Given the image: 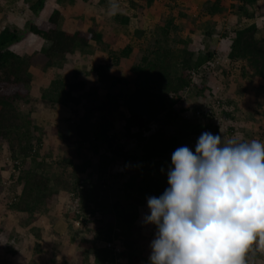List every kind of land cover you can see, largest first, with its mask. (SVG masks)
<instances>
[{"label": "trees", "instance_id": "trees-1", "mask_svg": "<svg viewBox=\"0 0 264 264\" xmlns=\"http://www.w3.org/2000/svg\"><path fill=\"white\" fill-rule=\"evenodd\" d=\"M23 1L27 11L37 16L44 8L46 0H0V8L6 9L16 6ZM68 4L69 0H61ZM85 4L99 6L108 11L113 0H81ZM134 14L130 17L114 16L125 27L130 25L132 17L138 25H142L148 18L149 9H152L158 0H127ZM230 4L234 15L247 17L246 27L226 31L223 35L217 34L214 40L220 43L231 38L230 44L221 52L232 60L242 63L240 80L248 77L252 84L264 81V36L257 37L258 27L254 21L256 7L263 1L261 17L264 16V0H232ZM197 19H213L227 12L228 8L223 0H211L202 7ZM0 10V12H1ZM62 13L54 10L48 20L39 25L29 22L26 30H19L7 26L0 32V153L7 147L15 165L13 178L14 197L9 198L10 209L16 216L22 214V221L31 224L37 219L36 214L48 211L58 203L61 193L74 194L79 199L84 213L80 226L82 229H92L94 237L77 241L83 248L74 258L77 264H88L89 256H93V264H150L151 243L155 238L147 237L140 225L141 210L147 207V199L151 196H161L168 185V170L172 166L173 152L187 146L195 152V146L202 134L203 126L193 122L198 121L195 115L200 110V99H206L207 94L212 100L222 101L223 115L229 121L228 131L233 130L236 117L226 109L235 100L221 92H210L206 85L208 81L221 82L213 73L223 70V76L228 83L227 88L235 85V79H229V69L219 66L215 69L210 64L221 58L213 49L211 33L204 35L202 43L206 51L198 54L197 47L191 35L180 34L181 27L177 24L173 12L162 17L155 31L150 32L144 26L139 27L138 38L150 36L139 61L130 68V75L120 77L113 70L121 65V60H128L134 54V44H127L120 52L110 47L118 35H110L106 39L102 35L100 25H108L112 19L104 17L101 24H94L88 30H82L84 23L79 21L77 30L70 33L59 28ZM142 21V22H141ZM193 31V29H191ZM37 36L45 41V47L31 55H21L13 47L27 36ZM209 39V43H206ZM102 46V53L109 50L110 63L94 66L97 84L105 86V102L94 105L93 91L84 92L88 104L91 106L89 116L82 119L77 125L76 135L65 136L70 139L66 147L70 150L64 161L56 162L59 171L52 173L49 170L53 162L42 157L44 133H40L37 121L31 115L24 114L18 104H30V88L34 83L31 69H38V80L47 79V87L41 93V100L49 104H63L68 101L79 100L75 92L83 93L86 84L77 82L80 71L73 70L75 79L67 80V65L75 67V54L92 49V45ZM204 47V48H205ZM221 55V56H220ZM100 69V70H99ZM61 73V76L58 74ZM198 74L199 84L193 81V73ZM52 74V76L50 75ZM209 84V82H208ZM104 91V90H103ZM208 91V93H206ZM242 89L238 87L240 94ZM190 96V99H188ZM259 103V102H258ZM264 104V103H263ZM227 105V106H226ZM260 107H263L259 103ZM225 108V109H224ZM191 113L192 118H183V114ZM122 121L123 130L116 131V115ZM99 115L92 127L86 126L90 118ZM256 117H250L254 119ZM193 125L190 126V121ZM183 122L185 128L178 129L173 136L168 137L166 130ZM230 133V132H229ZM228 133V134H229ZM214 135L218 130H214ZM257 137L246 138L251 141L258 139L264 142V128ZM123 137V141L120 138ZM244 140V139H243ZM190 144L187 145L186 142ZM126 142L131 144L127 149ZM89 145L90 151L99 158L98 172L105 176L100 187L89 188V181L80 178L79 174L89 167L88 162L81 166L75 161L82 157L81 146ZM64 150V148H63ZM76 158V159H74ZM118 163L131 168L129 174H115L112 179H125L122 183L110 186L108 173ZM6 165L0 167V182L2 171ZM4 185L0 183V195L5 197ZM102 190L106 193L102 202L96 201ZM62 191V192H61ZM90 192L94 197L93 205ZM10 197L6 196L5 198ZM14 198V199H13ZM112 198L114 200H112ZM84 204V205H83ZM89 206H88V205ZM91 214V217H87ZM75 219L79 215L73 214ZM6 224V222H4ZM78 232V231H76ZM8 236L5 225H0V237ZM40 234H37L39 236ZM113 244L108 247L107 244ZM117 245V246H116ZM118 252V253H117ZM15 254V253H14ZM67 252L64 255L67 256ZM12 255V254H11ZM13 257V256H11ZM8 257L4 264L10 260ZM74 259L73 257H66ZM69 262V261H68Z\"/></svg>", "mask_w": 264, "mask_h": 264}, {"label": "rangeland", "instance_id": "rangeland-1", "mask_svg": "<svg viewBox=\"0 0 264 264\" xmlns=\"http://www.w3.org/2000/svg\"><path fill=\"white\" fill-rule=\"evenodd\" d=\"M114 3L111 2V5L107 12L104 10V13L98 12L97 9L94 6L91 5H86L88 6L92 12L91 16L92 19L95 21L101 16V18H104L105 16H108L107 18L112 19L111 22L108 25H105V27H100L101 33L106 34L108 37H111L110 35H118L117 36V41L114 43V46L111 45V49L114 51H119L122 50L127 44L133 43L134 44V54L131 58L128 60H121V65L113 70V73L117 74L120 77H124L127 75H130V68L134 63H137L139 61L141 51H143L147 45L146 41L150 40V36L146 38H138L137 37V30L139 27L144 26L146 29H148L150 32L155 31L157 26L160 24L159 19L162 17H167L170 12H177L175 15L178 16L179 13L182 14L180 21H176L181 24V31L180 34L183 37L184 34H189L194 40L193 42L195 43L197 47L198 54H201L206 51L205 44L202 43L204 37V31L209 30L210 28L213 29L215 33L221 34L223 33V29L228 30V26L225 25V23H229V21L225 22L223 18H221L218 22H215V25L217 26L220 25L221 27L219 29H216L215 25L210 26V22L204 23L203 21L197 19V15L202 11V9H199V7H202L204 3L211 1V0H201V2H196L192 0H184V4L186 5L185 8H182V4H176L175 0H158V2L154 5L152 8V11H150L148 17H151V14H153V18H149L144 20L142 25H138V21H136L135 17H132V21H130V25L128 27H125L123 24L119 23L116 21V19L113 20L114 16H127L130 17L134 14V10L130 7V4L127 0H113ZM213 1V0H212ZM225 1V0H224ZM228 1V4L230 5L231 0H226ZM163 2V4H162ZM119 6L117 11H113L112 5ZM17 6V5H16ZM22 6V5H21ZM198 6V9L195 8ZM64 8V7H63ZM62 8V10H63ZM228 9L231 10V15L234 14V11L231 9L230 6H228ZM256 9V15H261L262 9H263V4L260 3L258 6L255 8ZM1 10V8H0ZM98 12V14H97ZM112 12V13H111ZM184 13V14H183ZM29 15L27 14V17L29 19ZM98 15V16H97ZM196 15V16H194ZM263 15V14H262ZM25 14H23V10H19L17 15H15L10 8L6 9L4 5V9L0 15V32L2 31V28H5L7 26L14 27L17 23L19 26H15V28L19 29V27L22 30L27 29V24L30 22H26V25H23V21L27 19ZM81 16H79L80 18ZM90 17V16H88ZM78 18V17H77ZM100 18V19H101ZM106 18V17H105ZM92 19L87 20L89 23H93L94 21ZM203 19V18H202ZM159 21V22H158ZM205 24V25H203ZM230 24V23H229ZM202 25V26H201ZM204 26V27H203ZM215 26V27H214ZM224 27V28H223ZM203 28V30L201 29ZM218 28V27H217ZM127 29V30H126ZM193 29V31L191 30ZM20 30V29H19ZM114 30V31H113ZM126 30L127 36L125 37L122 35L123 31ZM211 31V30H210ZM103 35V34H102ZM217 36V35H216ZM104 38H106L104 36ZM216 38V37H215ZM211 39V38H210ZM204 42V41H203ZM26 43V42H25ZM24 41L20 46H16L17 49H21L22 46L25 45ZM33 42H29L28 44H32ZM206 43H209V39L207 40ZM27 44V45H28ZM92 49L87 50V52L84 53V56H80V59L78 61V68L77 70L80 71V76L78 77L77 82H84L86 84V89H83V93H78L75 92V97H77V100H79V104H77L74 100L73 101H68L63 104H49L47 102H44L41 100V93L43 92V89L47 87V79L45 81L38 80L33 83V85L30 88V104L25 105V104H18L20 106V110L28 115V113L31 115V118L35 121H37V124L39 126V131L40 133H44V138H43V147L40 151L42 157H47L49 161L53 162L52 167L49 169L54 172H58L59 168L56 162H61L64 161L66 156L68 155V152H70L69 149L66 147H69L68 139L70 136L76 135V127L77 125H80L82 123V119L85 116H89L91 113H89L91 106L87 102V98L84 94L85 90L86 91H93V97H92V102L94 105H101L102 103L105 102V86L102 85H96L97 84V77L96 73L94 72V66H97L99 64H105V63H110V58H109V50L106 51L105 53H102V46L99 45H92ZM205 47V48H204ZM15 48V49H16ZM23 49V48H22ZM30 47H28V50ZM21 53V51H20ZM73 67H69L67 69V73L62 76H65L67 80L73 81L75 79L73 75ZM58 74L61 76V73L58 72ZM52 76V74H50ZM215 76V74H213ZM217 78L221 79V83H214V84H208V81L206 85H209V91L214 92V93H219L223 96L224 94H230L235 93L232 91L231 88H227L228 83L225 81L223 78V73L222 71L218 72ZM224 80H223V79ZM76 80V79H75ZM216 79H212L214 81ZM199 81V80H198ZM235 89V88H234ZM104 90V91H103ZM208 93V91L206 92ZM237 98V97H236ZM188 99H190V96H188ZM262 106L264 107L263 101L261 102ZM227 106V105H226ZM234 106L236 107V112L242 110L243 108V102L242 100L238 99V101H235ZM262 108V107H260ZM226 109L230 111L229 107L227 106ZM239 112V114H240ZM241 115V114H240ZM236 119L234 133H231L228 131L230 128L226 127L225 133L222 136L223 140L227 139H233L237 138L240 140H243L247 136H255L257 137L258 133L261 132V123H264V111L260 113V118H254L252 119L253 123L252 128H247V122L245 124L239 123L242 121L241 116ZM262 115V116H261ZM95 117L90 118L89 122L87 123L86 126L92 127L93 124L98 120L99 115H94ZM249 116V115H246ZM116 131L120 132L123 130L122 126V121L119 118V115L117 114L116 116ZM188 117V119H191V113L189 114H183V118ZM251 115L249 116L250 120ZM255 117V116H253ZM186 119L187 121H190ZM244 121V120H243ZM251 121V120H250ZM249 121V122H250ZM190 126L193 125V123L198 124L203 126V130L206 128L204 127V123L200 120L193 122L190 121ZM241 125V126H240ZM264 125V124H262ZM84 126V125H83ZM181 128H185V124L183 122L179 123L178 125H175L173 127H169L166 130V134L168 137H171L174 135V133ZM245 129H248L247 132ZM232 130V129H231ZM230 132V133H229ZM202 133H204L202 131ZM229 133V134H228ZM213 134V133H212ZM62 135L69 136L67 139H63ZM257 139V138H256ZM120 141H123V137L120 138ZM187 145L190 144L189 141L186 142ZM126 147L127 149L131 148V144L129 142H126ZM64 148V150H63ZM5 149V148H4ZM3 149L2 152L5 150ZM7 149V148H6ZM193 151V150H192ZM10 152L6 154V157ZM81 154L82 157L80 160H76L75 164L76 165H82L84 162L89 163V167L85 172H81L79 174L80 178H85L87 181H89L88 185L89 188L94 187H100V185L103 182V179L105 176H102L98 172L99 168V158L94 156L93 153L89 149L88 144H84L81 146ZM0 157V163L1 165L4 164V156H3V162L1 161ZM76 159V158H74ZM7 167L10 169V166L7 165ZM131 168H126L123 166L122 163H118V165L115 166L113 170H110L108 175H110L109 180L110 181V186L116 185V183H122L125 179L118 178L112 179V175L115 174H129ZM7 175V174H6ZM5 177H8L6 176ZM2 177V175H1ZM7 181V180H6ZM14 179L10 177V180L7 181L8 183V192H11L10 197H7V194L5 197L0 196V224L4 226L2 223L3 221H6L7 223L5 224V229H7V232L9 235L5 237L4 235H1L0 237V264H2L4 261L7 260L8 257L11 256H16V253L22 247L24 246L29 252V255L26 256V263L28 264H33L34 262L36 264H77V259L74 258V256L81 251L83 248H81L78 244L77 241H85L84 239H92L94 237V232L92 229H82L80 226H77L76 221L73 217V214L75 212V203H73L72 199L68 196L66 192H62L60 199L57 204L53 205L51 209L48 211H43L41 213H37L36 217L37 220L35 221V225L33 226L34 228H31V224L25 223L22 221V218L24 217L22 214L15 215L12 212H10V209H7L9 207L10 199L14 197V191L17 187H13L12 183ZM114 181H116L115 184ZM1 183H4V178H2ZM11 185L12 188H9ZM6 192V191H5ZM91 195V200H88L89 205H93L95 202L92 200L94 197L93 195L90 194V192H87V196ZM106 193L104 190L96 196V201L97 202H102L104 196ZM9 196V195H8ZM112 200H114L112 198ZM87 204V205H88ZM84 205V204H83ZM88 205V206H89ZM80 209H87V206H82L81 204L79 205ZM10 210V211H9ZM149 209L148 206L146 208H143L141 210V220H140V225L143 229L144 234L147 237L155 238L156 234V227L154 225L148 224L145 222V216L149 215ZM82 224V223H81ZM29 226V229H20L17 227L21 226ZM20 231V233H18ZM78 231V232H76ZM37 233H39V236H36ZM20 237V238H19ZM21 240V242H20ZM67 256L64 255L65 252H67ZM15 253V254H14ZM12 254V255H11ZM73 257L74 259H66V257ZM256 261L257 264H264V254H257L256 256ZM89 263L88 264H93V256H89ZM69 261V262H68ZM13 260H10L7 262V264H13ZM122 264H127L126 260H121Z\"/></svg>", "mask_w": 264, "mask_h": 264}, {"label": "clouds", "instance_id": "clouds-1", "mask_svg": "<svg viewBox=\"0 0 264 264\" xmlns=\"http://www.w3.org/2000/svg\"><path fill=\"white\" fill-rule=\"evenodd\" d=\"M220 59L239 63L240 71V62ZM226 68L234 79L236 71ZM212 133L201 134L195 152H173L169 187L147 199L144 219L157 229L150 264H257L264 254V142ZM11 156L6 167L14 174Z\"/></svg>", "mask_w": 264, "mask_h": 264}, {"label": "crops", "instance_id": "crops-1", "mask_svg": "<svg viewBox=\"0 0 264 264\" xmlns=\"http://www.w3.org/2000/svg\"><path fill=\"white\" fill-rule=\"evenodd\" d=\"M160 1H162V0H160ZM192 1L201 2V0H192ZM67 2H68V4H65L61 0H46V2H45V8L37 16H35L31 12L27 11L25 5L23 4V1L18 2L17 3V6H12L10 8V10L15 15H17V13H18L19 10H23V14H25L26 17H27V14H30L29 15V19L27 17V19H25V21H23V25L24 26L26 25V22H28V21H31V22H33L36 25L41 24L42 22L48 20L49 17L51 16V14L54 12V10L57 9V10H59L62 13V16H61V18L59 20V28L61 30L65 31V32L72 33V32H74V31L77 30V24H78L79 21H81V22L84 23V28L82 29L83 31L84 30H88L90 27H92V25L94 23L87 22V20L92 19V16H91L92 10L88 7L89 5L88 4H85L81 0H69ZM167 2H169V0ZM175 2H176V4L178 3L179 5L182 4L181 5L182 8H185L186 7V5H183L184 4V0H175ZM261 2L263 3V1H261ZM112 3H114V1H112ZM224 3H226L227 8H228V6H230L228 4V1L225 0ZM232 3H233V1L231 0V3L230 4H232ZM162 4H163V2H162ZM86 5H88V6H86ZM91 6H94L97 9L98 12L100 11V13H102V12L104 13V10H102L99 6H95L94 4L91 5ZM62 8H63V10H62ZM118 8H119V6H115V8H113V11H117ZM195 8L198 9V6H196ZM108 10H110V9H108ZM2 11H3V9L1 10L0 15H1ZM150 11H152V9H149L148 10L149 13H150ZM98 12H97V14H98ZM176 13L177 12H175V14ZM230 13H231V10L228 9L226 13H224L222 15H219V16H216L212 20L209 19V18H203L202 20H203L204 23L210 22V26L215 25V22H218L221 18H223L225 20V22L229 21L230 24L229 23H225V25L228 26V30L227 29H223V33H221V35H223L226 31H230V30H235V29H238V28L246 27V25L249 22L251 23V21L248 20L247 17L241 16V15L240 16H237V15H234V14L231 15ZM175 14L173 13V17H175L176 21H180L182 14L179 13L178 16H176ZM104 15H105V13H104ZM152 15L153 14H151V17L153 18ZM79 16H81V17L79 18ZM88 16H90V17H88ZM194 16H196V15H194ZM151 17H148L147 19H149ZM100 18H101V16L99 17V20L98 19L96 21L94 19H92V20L94 22H97V24H101L103 18H101V19ZM161 19L162 18L159 19L160 22H161ZM254 21L256 22L257 27H258L257 37L258 38H261V37L264 36V16L261 17L260 15L257 14L255 16ZM177 24L179 26H181L180 23L177 22ZM203 25H205V24H203ZM15 26H19V24L17 23L16 25H14V27ZM100 27L102 29V27H105V25H100ZM220 27L221 26L217 24L216 29H219ZM3 29L4 28H2V30ZM19 29L22 30L20 27H19ZM101 29L99 31H101ZM201 29L203 30V28H201ZM126 30H124L123 33H122V35L124 37H125V35L127 36V33H126L127 31ZM210 30L213 31V29H211V28L209 30H207V31L203 30L205 32L204 35L207 34V32H211ZM102 34L106 38L108 37L106 34H104V33H102ZM217 34L218 33H213V34L211 33V37L210 38H213V40L212 39L211 40L213 41L212 46H213L214 51L216 53H218V54H221V52L223 50H225V48H227L229 45H228V43L225 40L221 41L220 43H217V41L214 40L215 39L214 37H216ZM184 35H186V34H184ZM229 38H226V40H228ZM28 41L29 42L31 41L33 43L32 44H28ZM116 41H117V39H115V41L113 42L112 46H114V43ZM22 42L23 41L19 42L18 44H16L13 47V50L15 52L21 54V55H31V54H33L35 52L40 51L46 45L45 44V41L42 38H39V37L34 36V35H31V36H27L24 39V43L25 42L26 43H25L24 46H22L23 49L22 48L21 49H17L16 46H20L22 44ZM28 47H30L29 50H28ZM20 51H21V53H20ZM85 52H87V49L84 52H82V53L81 52L76 53L75 54V58L76 59H74L75 60V67H73L72 64H68L66 66L67 69H69V67H73V69L74 68L77 69L78 68V61L80 59V56L81 57L84 56V53ZM225 53H226V51H225ZM225 53H223V55L222 54L221 55L222 56H226ZM238 65H239V63H236V66H238ZM241 67H242V63H241ZM31 71H32V74H33V80L35 82L36 81V78H38V76H39V75L38 76L36 75L37 74L36 71H38V69L33 68V69H31ZM240 72H241V69H240V71H236L233 74L234 79L237 77V82H236L235 85H231V89L235 93L230 94L229 97L233 98L235 101H238V99L242 100V102H243V108H242L241 112L240 111L236 112V107L234 106V104H229L228 107L230 109V112L233 113V115L236 117V119L241 114L240 115L241 116V119L242 118L243 119L239 123L245 124V122H247L246 127L247 128H252V125L251 124L253 123L252 122L253 120L250 119L251 120L250 121L249 120V116L251 115V117L255 116L256 118H260V113H262L264 111V107L260 108V105H259V103L262 105V103H261L262 101L264 103V81H261V82L256 83L254 85V84L251 83V81H250V79L248 77H246L245 79L240 80ZM38 79H40V78H38ZM38 79H37V81H38ZM219 80L221 81V79H219ZM221 82H219V83H221ZM209 84H214V82L210 81ZM238 87H240L242 89V92H240V94L238 93ZM227 96H228V94H227ZM239 112H240V114H239ZM246 115H249V116H246ZM262 124H264V123H261V126H263V128H264V125H262ZM247 130L248 129H245L246 132H247ZM243 139L244 140H248L246 137L244 138V136H243ZM4 148H5L4 149L5 151L0 153V157L3 158V156H4V159L5 160H4V164L3 165H1V163H0V167H3L4 165H6V162H8V158L6 157V154L8 153V149H6L7 147H4ZM2 158H1V161L3 162V159ZM1 175H2V178H4L3 185L5 187L3 195L4 194H5V196H6V194H7V196L8 195H11V192H8V183H7V181L10 180V177H12V179H13L15 177V174H12V172L9 170V168L6 167L2 171V174ZM5 175L8 176V177H5ZM1 181H2V179H1ZM12 183L9 182V184H11V185H12ZM1 185H2V183H1ZM11 185H9L10 186L9 188H12ZM0 196H2V195H0ZM35 221H33V223L31 224L30 229L31 228H34L33 226L35 225ZM4 222H6V221H3L2 222L5 225ZM0 225L2 226V224H0ZM29 226H26L25 225V226H21V227L19 226L17 228H20L22 230L23 229H26L27 230V229H29ZM18 233H20V231H18ZM37 234H39V233H37ZM8 235H9V233H8ZM20 242H21V240H20ZM28 255H29V252H27L26 248L23 246L22 249H20L18 251V253H16V256L11 257L13 259V262L12 263L13 264H27L25 261H26V256H28ZM2 264H4V263H2ZM33 264H36V263L34 262Z\"/></svg>", "mask_w": 264, "mask_h": 264}, {"label": "built area", "instance_id": "built-area-1", "mask_svg": "<svg viewBox=\"0 0 264 264\" xmlns=\"http://www.w3.org/2000/svg\"><path fill=\"white\" fill-rule=\"evenodd\" d=\"M209 64L213 69H215L216 67L218 68L219 66H226V67H230L231 71L237 70L236 63H233L227 59H218ZM213 74L216 75L215 72ZM193 75H194L193 81L195 82V84H199L198 74L194 72ZM222 101L220 99L212 100L210 95L208 94L206 99L203 98L200 99V105L202 106V108L200 110H197L195 115L193 114V117L195 116L197 120H200L204 123V127L206 128L203 130V132L212 133L215 129H217L218 134H220L221 137L224 135L227 127V121L222 113L223 112ZM232 131L233 130H231L230 132L233 133ZM16 165H19V163H16ZM68 196L72 199L73 203H75L76 205L75 212L77 215H79L76 224L77 226H81L84 213H82V210L79 208L80 205L79 199L75 197L73 193L68 194ZM87 217H91V214H87ZM112 245L113 244H109V243L107 244L108 247H111Z\"/></svg>", "mask_w": 264, "mask_h": 264}, {"label": "bare ground", "instance_id": "bare-ground-1", "mask_svg": "<svg viewBox=\"0 0 264 264\" xmlns=\"http://www.w3.org/2000/svg\"><path fill=\"white\" fill-rule=\"evenodd\" d=\"M100 70V69H99ZM228 110V109H227ZM78 219V218H77ZM117 246V245H116ZM118 253V252H117Z\"/></svg>", "mask_w": 264, "mask_h": 264}]
</instances>
